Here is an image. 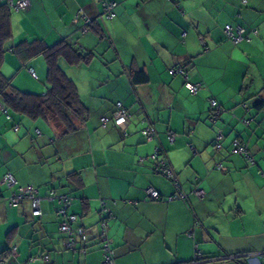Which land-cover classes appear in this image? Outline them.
I'll return each instance as SVG.
<instances>
[{
    "label": "crops",
    "instance_id": "1",
    "mask_svg": "<svg viewBox=\"0 0 264 264\" xmlns=\"http://www.w3.org/2000/svg\"><path fill=\"white\" fill-rule=\"evenodd\" d=\"M29 2L11 17V46L34 39L52 46L65 38L98 57L77 67L59 62L89 112L77 132L60 137L45 120L0 106V251L10 249L6 264H35L45 255L46 264H102L97 233L103 204L111 212L106 234L114 264H264V106L254 108L264 100V0ZM105 3L115 4L112 19L104 16ZM89 22L102 28V37ZM226 25L242 26L244 40L230 43ZM182 65L187 78L169 74ZM134 70H143L148 82L134 83ZM1 73L20 91L41 92L35 84L45 77L39 59L21 63L6 53ZM185 80L202 89L189 94ZM210 99L222 110L215 122L208 119ZM117 103L131 113L123 130L100 122ZM148 127L157 134L150 141L141 135ZM235 140L252 163L228 154ZM216 142L221 149L214 155ZM160 159L179 188L155 172ZM70 173L79 175L81 186L67 179ZM7 175L14 185L7 186ZM28 187L42 198L50 189L72 198L70 214L90 232L84 253L63 249L56 201L42 199L39 219L30 216L27 200L8 205ZM149 189L160 200H150ZM179 191L183 200L168 201Z\"/></svg>",
    "mask_w": 264,
    "mask_h": 264
},
{
    "label": "trees",
    "instance_id": "2",
    "mask_svg": "<svg viewBox=\"0 0 264 264\" xmlns=\"http://www.w3.org/2000/svg\"><path fill=\"white\" fill-rule=\"evenodd\" d=\"M11 11H14V10H11L9 8L7 0H0V106L6 112L9 110L13 112L14 114L24 116L30 120H34V121L38 119L45 120L50 126H52L53 128L57 130L58 135L60 137L79 131L87 122L89 118V112L86 106L82 103L80 99L78 89H77L75 82L66 75V73L60 67L59 62L60 60H63L71 67H77L80 64L90 63L93 59L98 57L97 54L95 53V51L83 50L77 44H74L65 38L60 40L59 42H57L56 44L52 46H48L42 39H34L31 41L25 40V41H21L17 43L14 46H9V43L12 39V30H11V24H10ZM87 26L89 27L91 31L95 32L98 36L100 37L103 36V30L99 25L96 26L93 24V22H89ZM226 26H232V25H226ZM236 26H240V25H236ZM236 26H232V27H236ZM244 32H245V29H244ZM223 33H224V29H223ZM224 36L231 43V41L227 38L225 33H224ZM243 38H245L244 34H243ZM204 50H207L206 47H204ZM7 51H10L14 55H16V57L21 61V63H27L28 61L35 59L37 57H40V56L43 57L44 62H45V67H46V78L45 79H46V84H47V90L45 93L41 95H37L33 93L31 94V93H25L23 91H20L19 89L13 86L11 78H7L3 76V74L1 73V68L4 62V55L6 54ZM177 69H181L183 73L180 74L179 72L175 71L174 74H171L169 71V74L171 76L178 74L184 78H187L186 69L184 68L183 65L178 66L177 68L171 69V70L174 71ZM132 79H133V82L136 84H145L148 82V76L143 70H137V71L134 70L132 74ZM186 84H191L196 88L195 94L191 93L185 87ZM184 87L191 95H197L199 91L202 89L199 84H192L191 82L186 81V80L184 83ZM212 100L215 101L214 99H210L209 104ZM215 103L218 109L217 108L214 109L210 106V111H209L210 116L208 119L211 122H215L221 115V111H222L219 104L216 101ZM263 106H264V100L261 99L255 103L254 108L256 110H261ZM247 122L248 121H245V123ZM217 144H219V142H216V144L213 145L211 149L212 150L211 153L214 155L221 149V146H220V149L216 153L213 152L214 147ZM239 145L244 149V152H245L244 155L232 154V153L230 154L229 152L228 154L229 155H239L245 158L246 160H248L249 162H251L252 158L248 154L247 149L244 146H242L240 142H239ZM160 153L161 152L159 150L156 151L153 158L158 159L157 157L160 156ZM245 155L247 158L245 157ZM158 163L155 164V167L158 166ZM164 165L166 167L168 166L166 162H164ZM67 179L69 180L74 179L78 183V185L81 186V180L78 174L70 173L68 174ZM51 192L55 193V197H60V196L67 197L70 200V206H69V209H70L72 198L67 195L58 194L56 193L54 189H50L47 194V197L45 198H42L39 195L38 196L41 199L47 200ZM50 197H53V196H50ZM25 200L29 201L28 199L23 198L17 206H19ZM52 200L57 202L56 198H53ZM8 205H9V200H8ZM102 207H104V204L101 206V209ZM58 208L59 206L57 203L56 214H57ZM69 209H68V214L75 216L73 214H70ZM30 216H31V208H30ZM101 216L102 215H101V210H100L98 231H99V225L102 220ZM33 218L39 219L40 217H33ZM58 218L60 219L59 216ZM60 222H61V219H60ZM72 228H82L84 230H88L85 227H82L77 224V218H76V223L72 225ZM58 232L61 233L59 229H58ZM62 236H63L62 240L65 241L66 236L64 234H62ZM80 247H81V244L78 245V247L76 248L74 252H80ZM86 247H87V244L84 247L85 251H86ZM9 254H10L9 248L3 249L0 251V264H6V260ZM202 260L204 261L206 260V258L202 257ZM193 261H196V260H193Z\"/></svg>",
    "mask_w": 264,
    "mask_h": 264
},
{
    "label": "built area",
    "instance_id": "3",
    "mask_svg": "<svg viewBox=\"0 0 264 264\" xmlns=\"http://www.w3.org/2000/svg\"><path fill=\"white\" fill-rule=\"evenodd\" d=\"M8 6L11 10L18 11V10H26L30 6L29 0H17L16 2H13L12 0H7ZM242 3L245 4L246 0H242ZM115 4L114 3H105L104 4V15L108 19H112L114 17L113 9ZM224 33L226 34L227 38L231 41L232 44H238L240 43L244 38V29L240 26L232 27V26H225ZM176 72H179L180 74L183 73L181 69L177 70H170L171 74H174ZM30 75L36 79V75L33 72V70H29ZM191 93L195 94L196 88L191 84H186L185 86ZM210 106L214 109H218L215 101L210 102ZM2 111H4L3 108H1ZM5 112V111H4ZM131 119V113L130 111L124 107L121 103H117L115 105V110L110 118H101L100 122L102 126H106L108 123H112L115 127L122 129L128 122H130ZM214 119V118H212ZM16 130V127H15ZM123 130V129H122ZM142 136L145 138V140L150 141L156 137L155 131L153 128L148 127L141 131ZM168 140L170 143H173L174 141V135L172 133H168ZM220 149V145L217 144L214 147L213 152L216 153ZM229 153L231 154H242L244 155V149L239 145V142L234 141L232 144V148L229 150ZM246 157V155H245ZM247 158V157H246ZM249 159V158H248ZM164 159H160L158 166L155 167V172L162 174L164 177L171 179L174 183V186L178 188V183L176 182V178L174 177L173 173L170 171L168 166L166 167L164 165ZM217 168L219 170H223L222 165H218ZM4 181L6 182L7 186H12L15 184L14 179L7 175L4 178ZM196 195L199 197L203 196L202 191L195 192ZM53 196V197H50ZM50 196L47 198V200H52L53 198L57 199L58 203V210L57 214L61 219L60 225H59V231L66 236L65 239V245L66 249L75 251L79 244H81L80 251L84 252V247L88 243L90 238V232L88 230H84L82 228H72V225L76 223V217L68 214V209L70 206V200L65 196L55 197V193L51 192ZM147 196L152 201H158L160 200V196L158 192L155 190L149 189L147 191ZM25 198L28 199L30 202V208H31V216L32 217H41V208L40 204L42 202V199L38 196L37 190H35L32 187L28 188H21L17 193H14L10 199H9V206L10 207H16L20 201ZM185 197L180 192H177L175 195L168 198V201L172 200H183ZM101 223L99 225V231H98V240L101 244V251L103 253V261L102 264H114V253L111 248V244L108 241L106 231L108 229V221L111 218V212L107 210L106 208L102 207L101 209ZM198 257V256H197ZM198 259V258H196ZM45 261H47V258H44ZM198 262V261H197ZM194 264L196 261L193 262Z\"/></svg>",
    "mask_w": 264,
    "mask_h": 264
},
{
    "label": "rangeland",
    "instance_id": "4",
    "mask_svg": "<svg viewBox=\"0 0 264 264\" xmlns=\"http://www.w3.org/2000/svg\"><path fill=\"white\" fill-rule=\"evenodd\" d=\"M15 11H11V17H12V15L13 14H15L14 13ZM20 14V15H19ZM19 14L17 13V15L18 16H22V15H24V13L23 12H19ZM104 16H106V15H104ZM10 21H11V18H10ZM31 25H32V27H34L36 30H37V28H36V26H35V24H33L31 21H29V19L27 20ZM10 24H11V22H10ZM27 28H28V30H29V26H27ZM11 30H12V26H11ZM22 36H23V34H22ZM21 38H23V37H21ZM9 46H11V42L9 43ZM7 54L8 53H10V51H7L6 52ZM35 59H39V62H41V65L44 67V72H45V77H44V80H42V79H40V80H38V81H35L36 83V85L38 86V88L41 90V92H39V93H36V92H25V93H33V94H37V95H41L42 93H45L46 92V90H47V84H46V67H45V62H44V59H43V57H37V58H35ZM96 62V61H95ZM22 70H24V72H28V68H25V67H23L22 68ZM34 71H35V73H36V75L37 76H40L39 75V72H38V70H36V68H34ZM70 75V74H69ZM11 78V77H10ZM69 78H71V76L69 77ZM72 79V78H71ZM74 80H75V78H74ZM12 84H13V79H12ZM13 86H14V84H13ZM15 87V86H14ZM81 87H82V85H81ZM24 92V91H23ZM210 151H212V150H210ZM36 190V189H35ZM3 223L0 221V226L2 225ZM58 229H59V226H58ZM58 234L59 235H61L62 236V234L61 233H59L58 232ZM4 235L5 234H2V232H1V238L2 237H4ZM62 238H63V236H62ZM61 238V239H62ZM15 244H16V242L15 243H13L12 245H11V248L13 247V246H15ZM61 244H62V247H63V249H66V245H65V241L63 242V241H61ZM2 246H0V248H1ZM68 251H70V250H68ZM37 255H38V253H37ZM36 255V256H37ZM18 256V255H17ZM16 256V257H17ZM40 256H42V255H40ZM47 255H45V256H43L42 258L41 257H39L38 259H36V263L35 264H46L47 262L46 261H44V257H46ZM32 257H34V253H33V256ZM31 257V258H32ZM47 259H48V256L46 257ZM35 261L33 260L32 261V263H34ZM12 264H15V263H13L12 262ZM18 264V263H17ZM52 264V263H51Z\"/></svg>",
    "mask_w": 264,
    "mask_h": 264
}]
</instances>
